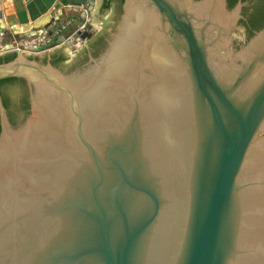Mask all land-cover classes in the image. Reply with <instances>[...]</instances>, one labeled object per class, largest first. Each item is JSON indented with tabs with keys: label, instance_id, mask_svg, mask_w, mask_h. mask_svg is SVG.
Returning a JSON list of instances; mask_svg holds the SVG:
<instances>
[{
	"label": "water",
	"instance_id": "obj_1",
	"mask_svg": "<svg viewBox=\"0 0 264 264\" xmlns=\"http://www.w3.org/2000/svg\"><path fill=\"white\" fill-rule=\"evenodd\" d=\"M11 4L0 80L29 109L0 96V264H264V25L246 41L227 0ZM93 6L88 42L17 45Z\"/></svg>",
	"mask_w": 264,
	"mask_h": 264
},
{
	"label": "trees",
	"instance_id": "obj_2",
	"mask_svg": "<svg viewBox=\"0 0 264 264\" xmlns=\"http://www.w3.org/2000/svg\"><path fill=\"white\" fill-rule=\"evenodd\" d=\"M118 2V9L121 12V6L123 0H116ZM236 0H227L228 2V7H231L234 5ZM111 0H103L102 8H106L109 6ZM261 17V23H264V16L262 12L259 14ZM254 24V20H250V25ZM262 26V25H260ZM260 29V28H257ZM105 46V40L104 38H98V40L94 41L93 44L91 45V53L94 56H97L102 48ZM14 57V54H5L0 56V63L11 60ZM86 59V57H85ZM66 58L63 56L61 52H55L54 54L51 55L50 62L55 65V66H60L64 63ZM12 84H17L20 86V96L16 101H13L10 96L5 94L3 92V89L9 85ZM0 96L2 98V103L4 107L7 110V114L9 117V120L12 124L16 125L20 122V113L23 114L24 116L28 113L29 109V102H28V91H27V86L25 83V80L22 78H17V77H11V78H5L0 80Z\"/></svg>",
	"mask_w": 264,
	"mask_h": 264
},
{
	"label": "built area",
	"instance_id": "obj_3",
	"mask_svg": "<svg viewBox=\"0 0 264 264\" xmlns=\"http://www.w3.org/2000/svg\"><path fill=\"white\" fill-rule=\"evenodd\" d=\"M82 10L87 13L86 9L82 8ZM88 19L89 15L81 20L79 17L77 19L76 15L67 14L65 12L61 16L53 19L40 35L33 36L31 39L29 38V40L24 39L22 41H17V45H23L25 51L35 53L57 48L68 43L72 37L79 36L88 23ZM3 45H0V50ZM37 47H41V49L35 50L34 48Z\"/></svg>",
	"mask_w": 264,
	"mask_h": 264
},
{
	"label": "flooded vegetation",
	"instance_id": "obj_4",
	"mask_svg": "<svg viewBox=\"0 0 264 264\" xmlns=\"http://www.w3.org/2000/svg\"><path fill=\"white\" fill-rule=\"evenodd\" d=\"M111 2L114 4L115 11H117L120 14V11L118 9V2L116 0H111ZM239 2L242 3L241 5L242 18H240L239 22L245 27L246 41H247L249 36H252L256 31L259 30L257 28H261L264 25V23H261V17L259 15L262 12L264 16V0H236L234 5H232L229 8H232ZM102 3H103V0H102ZM252 19L254 20V24L250 25V20L252 21ZM93 42L88 43V45H90V52H91V45L93 44ZM82 54L84 55L82 57L87 58V56H85V53H82ZM84 58H81V59L84 60ZM42 59L45 60L46 58L43 57ZM58 67H61V66H58ZM8 87L9 86L3 89V92L7 95L8 93L6 89Z\"/></svg>",
	"mask_w": 264,
	"mask_h": 264
},
{
	"label": "crops",
	"instance_id": "obj_5",
	"mask_svg": "<svg viewBox=\"0 0 264 264\" xmlns=\"http://www.w3.org/2000/svg\"><path fill=\"white\" fill-rule=\"evenodd\" d=\"M0 3H1V7H2V15L3 16H9V12L13 11V8H12V4H11V0H0ZM67 13V12H66ZM70 13H74V12H71ZM48 16H43L41 17L40 19H37L36 21L32 22V23H29L27 25H22V26H19L17 25V28L20 29V31H24V30H36V31H39V32H44V23L47 22L48 20ZM31 39V38H30ZM14 40V37H11V36H3V37H0V45H3L7 42H12ZM29 40V39H28ZM27 41V40H26ZM23 43V42H21Z\"/></svg>",
	"mask_w": 264,
	"mask_h": 264
},
{
	"label": "rangeland",
	"instance_id": "obj_6",
	"mask_svg": "<svg viewBox=\"0 0 264 264\" xmlns=\"http://www.w3.org/2000/svg\"><path fill=\"white\" fill-rule=\"evenodd\" d=\"M95 3H96V1H95ZM94 5H95V4H94ZM93 8H94V6H93L92 9L89 11L88 24H90L89 22L92 20L91 12H92ZM67 14H72V13L67 12ZM73 15H76V18L78 19V13H75V12H74ZM89 26H90L89 31L92 33V34H91V37H90L89 39L83 41V43L88 42V41H89V40H90V39L96 34V32H97V30H96L91 24H90ZM83 43H82V44H83Z\"/></svg>",
	"mask_w": 264,
	"mask_h": 264
}]
</instances>
